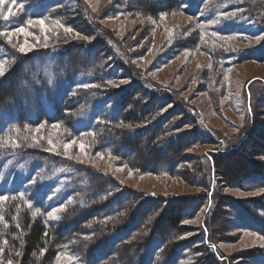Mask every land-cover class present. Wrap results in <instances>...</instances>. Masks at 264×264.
I'll return each mask as SVG.
<instances>
[{
    "label": "trees",
    "instance_id": "16d2710c",
    "mask_svg": "<svg viewBox=\"0 0 264 264\" xmlns=\"http://www.w3.org/2000/svg\"><path fill=\"white\" fill-rule=\"evenodd\" d=\"M14 1L22 3V18L6 21V25L19 27L27 19L55 15L89 41L83 38L51 43L17 59L0 42V62L16 59L0 79V196L12 202L23 197L31 205V214L26 210L18 213L23 206L16 208L15 203L5 211L0 208V256L12 251L20 254L19 264H33L43 251L37 264H54L65 248L81 264H229L230 257L211 240L206 222L215 205L217 187L211 175L219 173L218 157L222 162L237 153L233 161L247 164L241 166L246 170L240 171L241 178L235 180L234 187L264 189V79H257L261 84L255 106L249 99L250 114L256 117L257 110H253L261 106L263 113L254 118L252 128L238 145L229 144L227 138L210 130L198 108L171 95L170 89L131 72L125 62L128 53L124 52L125 59L115 55L117 40L94 25L82 0ZM191 1L196 6L185 8ZM191 1L133 2L139 11L151 15L174 7L196 15L207 0ZM238 1L237 9L248 11L255 0ZM257 1L262 7L256 17L248 12L237 14L217 28L225 36L238 31L259 38L240 52L237 61L264 62V0ZM230 25L233 27L228 28ZM228 55L233 57L235 52ZM121 79L129 83L116 89L107 86ZM42 123L61 124L74 137L90 134L97 152L110 153L119 163L142 172L188 177L203 192L167 200L158 196L137 198L139 193L126 190L111 176L85 164L44 155L20 139L24 130ZM183 127L188 129L174 132ZM208 144L218 145L214 154L197 157L189 153ZM248 148L259 159L239 153ZM201 168L206 178L210 176L204 182ZM61 205L64 210L55 221L44 223L33 214ZM223 205L229 226L264 237V197L236 199ZM202 208L203 221L197 235L181 238L185 228L182 223L197 217ZM248 256L246 264H264L259 252Z\"/></svg>",
    "mask_w": 264,
    "mask_h": 264
},
{
    "label": "rangeland",
    "instance_id": "374dc122",
    "mask_svg": "<svg viewBox=\"0 0 264 264\" xmlns=\"http://www.w3.org/2000/svg\"><path fill=\"white\" fill-rule=\"evenodd\" d=\"M82 1L88 6V14H91L94 25L109 32L117 40L118 45L123 47L119 49L115 44L113 46L115 55L124 58V52L128 53L125 62L131 72L160 87L170 89L171 95L174 94L177 98H182L198 108L216 136L227 138L229 144L238 145L236 144L238 140L246 131H250L256 117L263 113L262 106L256 107L257 109L253 110L254 113L257 110L256 117H253L250 114L252 111L249 102L251 100L255 106L256 98L259 96L258 87L261 83H258L257 79H264V62L237 61L240 52L255 45L259 39L240 34L238 31L231 36L221 35L217 31L218 26L228 23L229 20L232 21L237 14L246 15L248 12L251 14L249 16L256 17L262 7L257 0L254 3L250 2L252 5L248 11L237 9L238 0H207L205 6L200 11H196V15H191L188 10L181 7H174L171 11L158 15L143 13L133 2L138 0H131V3L128 0ZM193 3L191 1L189 6L186 4L185 8L196 6ZM21 6L22 3L13 0H5V3L0 5V33H5L0 35V42L16 59L37 48L45 49L51 43H65L70 39L76 41L83 38L89 41L88 37L82 36L73 28L71 32H67L65 29L70 27L55 15L30 18L19 27L6 25V21L16 17L22 18ZM9 8L12 10L11 14ZM5 16H8L7 20L4 19ZM41 20L43 24L40 23ZM231 27L233 26H228ZM255 27L257 28V25ZM17 28H23L24 31L16 32ZM8 33L11 34L10 39ZM21 47L30 50L22 53L19 50ZM230 52H235V56H227ZM16 59L0 62L4 66L5 73L16 64ZM128 83L129 80L121 79L107 86L116 89ZM162 92L166 93L164 90ZM175 102H178L177 99L174 100ZM167 108L171 109L172 106ZM187 129L188 127H183L174 132ZM20 139H25L32 148L44 155L85 164L111 176L124 185L126 190L139 193L137 198L151 199L158 196L167 200L170 197H188L203 192V188L197 182L192 183L193 180L190 182L187 176V179H183L163 173H147L127 164H121L110 153L94 150L90 134L74 137L67 133L61 124L42 123L32 126L20 134ZM217 147L216 144L202 145L193 148L189 153L197 157L206 153L212 155ZM239 153L245 154L247 158L259 159L256 155L250 154L249 148L245 152L241 149ZM231 156L222 162L219 157L217 159L219 173L211 175V179L215 180L217 185L213 195L215 205H212L206 222L211 240L219 246L225 256L230 257L229 264H246L244 259L254 252L264 256V237L229 226L223 204L229 201L234 203L236 199L262 200L264 189L242 190L234 187L235 180L241 178L240 171L246 170L241 166L247 163L234 162L233 160L238 157L237 153ZM200 172L201 177L203 176L202 182L210 178L208 174L206 178L202 168ZM13 203L16 208L18 205L23 206L18 208V213L26 210L31 214V209L28 207L31 205L23 197L13 202L9 199L0 201V208L4 210ZM63 210L64 207L61 205L48 212L41 213L35 210L33 214L47 223L58 219ZM49 213L53 215L50 216ZM2 216L0 212V219ZM202 221L203 208L197 217L182 223L185 228L180 237L196 236ZM0 253L2 254L3 251L0 250ZM42 254L43 251L33 264L38 263ZM19 257L20 254H14L12 251L10 255L0 256L3 264H8L10 260L12 264H19ZM54 264L81 263L72 257L68 249L63 248L57 254Z\"/></svg>",
    "mask_w": 264,
    "mask_h": 264
},
{
    "label": "snow or ice",
    "instance_id": "6c2138e0",
    "mask_svg": "<svg viewBox=\"0 0 264 264\" xmlns=\"http://www.w3.org/2000/svg\"><path fill=\"white\" fill-rule=\"evenodd\" d=\"M13 2H14V0H13ZM4 3H5V0H0V5H3ZM21 7H22V6H21ZM8 11H9L10 14L12 13L11 8H9ZM4 19L7 20V19H8V16H5ZM29 23H31V21H30ZM40 23L43 24V20H41ZM65 30H66L67 32H71V31H72L71 28H66ZM23 31H24L23 28H17V29H16V32H23ZM4 34H5V33H0V35H4ZM7 35L9 36V39H10V38H11V34L8 33ZM77 35H79V34L77 33ZM258 39H259V38H258ZM19 50H20V52L25 53V52L29 51L30 49H27V48H25V47H21ZM4 75H5L4 66H3V64H0V77H3ZM81 147H83V145H81ZM21 195H23V194H21ZM7 199H8L7 196H0V201L7 200ZM49 215L52 216L53 213H49ZM54 218H56V217H54ZM70 259H71V257H70ZM8 264H12V261L10 260V261L8 262Z\"/></svg>",
    "mask_w": 264,
    "mask_h": 264
}]
</instances>
